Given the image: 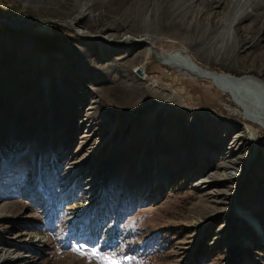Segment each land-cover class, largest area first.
Returning <instances> with one entry per match:
<instances>
[{
    "label": "rangeland",
    "instance_id": "obj_1",
    "mask_svg": "<svg viewBox=\"0 0 264 264\" xmlns=\"http://www.w3.org/2000/svg\"><path fill=\"white\" fill-rule=\"evenodd\" d=\"M58 1L0 0V18L38 21L20 30L0 21V255L14 264H100L93 250L118 264L141 252L154 264H264V100L248 96L260 118L239 111L220 80L264 81V1L237 45L217 41L220 29L200 39L197 13L224 9L212 0ZM77 30L145 31L154 47L136 60L147 46L97 51ZM161 55L209 78L162 65ZM230 130L228 143L239 134L248 144L233 157L218 141ZM229 157L236 169H221Z\"/></svg>",
    "mask_w": 264,
    "mask_h": 264
},
{
    "label": "bare ground",
    "instance_id": "obj_2",
    "mask_svg": "<svg viewBox=\"0 0 264 264\" xmlns=\"http://www.w3.org/2000/svg\"><path fill=\"white\" fill-rule=\"evenodd\" d=\"M61 1L62 0H59L58 2L60 3ZM203 1L204 0H194V2H203ZM212 1H213V4H216V8L218 6H222L223 5L224 9H223L222 12H220L218 14L217 13H215V14L211 13V14H208V15H205V16H203L202 10H200L197 13V16L194 18V21H195V25L199 27L200 39L203 38L204 35H206L207 33L215 32L218 29H220V32L218 33V35H216V38H215L217 41L225 42V40H228V42H232L234 45H237V44H239V42H240V40L242 38L241 34L237 35V30L240 29V24L245 19H249V20H252V22H254V18L258 16L257 11H258V9L261 8L262 3H263L264 0H212ZM224 2L226 3V5L224 4ZM86 7L88 8V6H86ZM94 8L95 7H93V9ZM250 9H256V12L254 14H248V11ZM81 11H82V9H81ZM78 12H80V9L78 10ZM92 17H93V14H92ZM261 18H262L261 27L264 28V13L261 14ZM0 21L5 26H7V27H9L11 29H16V30L25 29V28H28L29 26H32V25L38 23L37 20H31V19L26 18V17H15V18H12V19L0 18ZM102 30H104V29H102ZM81 31L77 30V35L82 38V41L86 45L87 44H89V45L91 44V45H94L95 47H97V51L101 50V51H107V52L108 51H110V52H115V51L118 52L122 48H127L128 49L129 47L147 46L146 50H144L143 52H140V55L138 53L139 56L136 55V57H137L136 60L137 59H141L142 56H148L149 57V55H151L152 52L148 49V47L150 49L154 47V46L151 45V43L149 41L151 38L148 39V36H147L148 32L146 33L145 31L141 35H138V36L135 35L136 37H131V36H128V35L127 36L126 35L125 36H120V35H118L116 33L107 35V34H105V32L102 33L101 31L98 32L99 35L98 34L97 35H94V34L93 35H88V34H86L84 32H81ZM243 33L248 36L249 34H251V29L247 28L246 30L243 31ZM223 44H225V43H223ZM85 52L86 53L88 52L90 54V56H92L93 58L96 57V55H97V52L95 53L93 51L88 50L87 48H86ZM86 53H84V55ZM111 55L103 56V58L106 59V60H109ZM85 56H87V55H85ZM126 56H128V55H126ZM124 58H125V56L123 57V55L122 56L120 55L118 58L114 59V63H116L118 61H121ZM164 58L165 57L161 55L162 65L169 66V67H171L173 69H176L177 71H179L181 73H185L186 71H190V72H194V73L199 74L201 77H203V76L208 77L207 75H204V73H202V72L200 73L198 71H195L190 66L185 65V63H184L185 59H183V58H181V59L178 58V59H180V61H178V59L174 60V61L171 60L172 56L166 57L165 59ZM131 63H132V61H131ZM192 63H194V62H192ZM115 65H117V63ZM125 68H127V67L125 66L123 69H119V70H120L121 73L122 72L125 73V76H123V80L122 81H124L126 83V81L130 80V77H132V76L129 75V73H128L129 70H127V69L125 70ZM136 69H138V67H136L135 70ZM87 70H89V68H87ZM135 70H133L132 73H134ZM205 77H203V78H205ZM211 78H213V77H211ZM117 80L118 79L116 78L115 81H117ZM220 80L223 81L222 82L224 84L223 86L228 88L234 94V96L237 98V103L238 104H234V103L233 104H234V106L236 108H238L239 111L241 110L240 108L246 109V110L250 109V111H252V113L255 114L256 117L258 116L260 118V116H263V115L257 113L256 112L257 110L255 111L251 106H249V98H248V96L251 95L252 97H254V99L255 98H259L258 100H261L260 98H262L264 100V92L260 91V88H259V85H258V84H260V85L264 86V81L262 79H260L257 76H254V75H245V76H242L240 79H231L230 78V79L224 80V78H222ZM128 85H130V84H128ZM262 86H260V87H262ZM146 94H147V92H146ZM255 120H259V119L255 118ZM170 121H171V118L168 121V123ZM250 121L253 122V120L251 118H250ZM261 122L264 124V117H262V121ZM260 127H262V129H264V125L263 126L260 125ZM188 128H189V125H188V127L186 129V132H187L186 135H189V137L187 136V138H188L187 142H189L188 140H191L192 134H193L192 131H188ZM232 131L233 130L228 131L224 136H221V135L218 136V141H223V144L220 146V151L221 152L227 151V152L231 153V155H232L231 157H233V154L235 152H240V151H242V149L246 150L248 148V144L245 143L243 136L239 135V134L235 135L234 137L232 136L233 139L230 140V143L227 142L229 140V138H231L230 135H231ZM182 132H184L183 129H182ZM179 134H180V132H179ZM259 134H261V133H259ZM225 139H226V141H225ZM231 157L228 158L230 160L228 165L225 162H224L225 164L221 163V165H220L221 169H223V168L224 169H233V170L236 169V163L238 162V160H235V161L231 160ZM260 157L262 158V160L264 159V152L263 151L260 154ZM261 158H260V160H261ZM235 177L237 178V176H233L232 180H236ZM229 179H230V175L227 176V175L224 174V175H219L218 176V181L219 182H221V181L227 182V181H229ZM210 184H213V183H210ZM217 196H219V194ZM207 209H209V208H207ZM11 261H12V258L10 257V255H8L6 253L0 255V264H14L15 263V262H11ZM13 261H15V259H13Z\"/></svg>",
    "mask_w": 264,
    "mask_h": 264
},
{
    "label": "trees",
    "instance_id": "obj_3",
    "mask_svg": "<svg viewBox=\"0 0 264 264\" xmlns=\"http://www.w3.org/2000/svg\"><path fill=\"white\" fill-rule=\"evenodd\" d=\"M47 43H42V46L44 47V49L45 50H50V49H57V48H49V47H47V45H46ZM161 78H162V76H161ZM116 236V230L114 229V226H113V228L111 227V228H109L108 230H103V232H102V239L104 240V241H106V242H112V239L114 238ZM124 253V257H126L127 256V254H128V251H127V249H126V251H124L123 252ZM126 264H154L153 263V261L152 260H150V259H148L147 260V257H146V254L145 253H143V252H141V253H139V255L136 257V258H134V257H132V258H129L128 260H127V263Z\"/></svg>",
    "mask_w": 264,
    "mask_h": 264
},
{
    "label": "snow or ice",
    "instance_id": "obj_4",
    "mask_svg": "<svg viewBox=\"0 0 264 264\" xmlns=\"http://www.w3.org/2000/svg\"><path fill=\"white\" fill-rule=\"evenodd\" d=\"M90 255L93 260L100 262V264H118L114 254H106L99 250H93Z\"/></svg>",
    "mask_w": 264,
    "mask_h": 264
}]
</instances>
